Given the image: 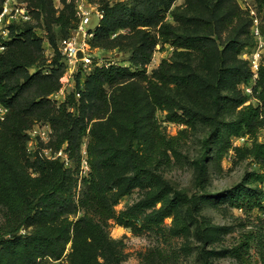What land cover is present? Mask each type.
<instances>
[{
	"label": "trees",
	"instance_id": "trees-1",
	"mask_svg": "<svg viewBox=\"0 0 264 264\" xmlns=\"http://www.w3.org/2000/svg\"><path fill=\"white\" fill-rule=\"evenodd\" d=\"M174 1L125 0L110 3L103 0L99 5L103 18L93 31L94 47L108 42L117 31L127 30L134 33L131 47L127 50L134 65L144 67L149 64L158 45L163 48L170 44L174 48L173 55L169 60H163L151 76L144 71H132L130 67L96 65L86 77L85 89L81 91L77 83L76 89L57 106L50 97L60 89L59 80L65 67L60 62L62 56L58 52L52 30L48 29L49 41L56 53L51 62V70L48 73L41 70L31 73L30 68L35 65L42 52L43 37L30 23L11 26L7 49L0 55V103L9 108V117L6 118L11 117L13 120L9 128L12 138L17 142H26L16 119H38L39 115L47 111L53 113L51 120L54 125H58L56 150L67 145L69 157L78 161V168L81 164V159L77 160L80 140L91 125L93 138L100 139V142L95 144L93 141L88 146L90 170L87 176L79 175L59 159H48L37 149L32 155L34 159L31 165L38 172L39 178L31 183L6 158L0 157L8 168L6 176L0 177V205L6 209L4 220L0 224V264L59 261L63 259L69 245L68 256L71 262L81 258L82 264H99L97 257L102 253L99 252V247L108 242L104 228L110 221L129 228L135 234L141 232L146 225L138 224V214L133 208L116 210L122 197L136 183L155 187L161 182L162 187L148 200L151 206L161 205L151 214L153 219L163 223L166 218H173V223L180 231L186 229L180 210L190 204L196 206L197 202L182 192L167 191L168 182L152 168L155 160L148 158L142 162L135 151L142 117L140 108L133 102H124L128 120L125 124L127 138L123 145L95 122L103 118L111 105L117 103L116 87H124L137 76L143 75L138 79L145 83L146 96L152 106L165 111L166 119L171 123L192 125L195 110L182 102L181 95L193 88L200 77L185 65L179 64L176 58L202 49L208 42L214 45L216 42L208 36L181 34L175 24L165 21L168 13L177 22L182 18L176 10L171 9ZM257 1L261 4L264 2ZM1 4L2 1L0 10ZM64 13L61 12L56 18V22L64 28L63 39L68 38L78 25L77 22L71 25ZM72 13V18L79 19L75 9H72ZM240 44L235 39L222 50L216 48V81L205 83L214 89L216 112L213 115L202 112L201 115L213 125L212 137L220 146L216 154L218 161L227 151L234 150L237 154L241 153L261 163L264 170V143L258 142L255 137L258 130L264 128V65L260 67L255 89V98L259 104H245L249 99L246 95L225 97V103L235 112V116L227 121L219 117V110L224 103L221 101L219 84L224 74H233L237 83L242 84L247 83L251 77L249 69L241 71L227 65L228 54L239 52ZM77 77L78 81L81 72ZM111 89L113 94L109 92ZM78 94L79 98L76 97ZM183 132L184 130L180 133ZM243 132L255 138L251 148L234 147L230 142L232 137H239ZM177 137L167 139L157 133L153 157L162 153L167 155L169 150L177 155ZM205 159L207 155L200 160L201 175L205 171ZM125 161H128L132 175L126 178L124 186L123 179L111 174V170L123 165ZM249 182V185L231 190L230 197L236 207L253 210L261 207L264 192L258 185L264 182V172L251 173ZM79 183L81 190L76 198ZM200 225H197L200 238L207 242ZM92 242H97L98 245L92 247ZM143 258L145 264H153L157 259H161L160 264H163L167 260V256L157 250L145 254Z\"/></svg>",
	"mask_w": 264,
	"mask_h": 264
},
{
	"label": "rangeland",
	"instance_id": "rangeland-1",
	"mask_svg": "<svg viewBox=\"0 0 264 264\" xmlns=\"http://www.w3.org/2000/svg\"><path fill=\"white\" fill-rule=\"evenodd\" d=\"M81 1L29 0L32 16L29 23L37 28L44 40L42 52L38 55L35 65L30 68L31 73L38 70L48 73L51 70V62L56 52L49 41L48 29L52 30L58 52L61 53V40L65 37V31L56 22V18L61 12H65L71 25L79 23L80 19L75 16L76 20L72 18V9H75ZM87 1L97 8L91 13L90 26L94 31L101 20L96 11L99 10L103 0ZM108 1L116 3L125 0ZM254 7L263 33L264 2L261 4L255 0ZM171 9L176 10L182 18L177 22L173 15L168 13L165 21L175 24L179 33L208 36L216 42L215 45L208 42L202 49L176 58L179 64L185 65L189 71L196 72L200 77L193 88L181 95L182 102L195 110L192 125L171 123L167 121L165 111L152 106L146 96L145 83L138 79L143 75L137 76L134 81L126 83L124 87H116L117 103L111 105L103 118L95 122L108 130L115 140L123 145L127 138L125 124L128 120V111L124 110V102L135 103L140 108L142 116L139 139L135 141L134 146L140 161L154 159L152 168L168 182L167 191L187 194L193 198L194 202H197V205L190 204L180 210L186 225V229L180 231L173 223V218H166L163 223H160L151 215L161 205L151 206L148 200L162 187V183L159 182V185L155 187L143 183L134 184L130 192L122 197L116 210L133 208L138 214V224L146 225L141 232L135 234L129 228L110 221L104 228L108 242L103 244V247H99V252L102 253L97 257V262L99 264H145L143 258L145 254L157 250L167 256L166 263L163 264H264V195L261 207L253 210L236 207L230 197L231 190L249 185L251 173L264 172L262 165L248 156L235 153L234 150L227 151L218 161L216 154L220 146L214 136L212 137L213 125L201 115L202 112L209 115L216 112L214 89L205 84L216 81L218 64L216 48L222 50L230 41L239 40L241 42L239 52L228 54L227 65L237 67L241 71L245 69L251 71V60L258 52L261 56L260 67L264 65V46L259 48L258 41L250 32L249 14L239 6L237 0H175ZM73 31L74 29L72 30L74 34ZM119 34L121 36L117 37ZM133 34L127 30H119L112 34L108 42L95 47L90 39L88 42L90 47L86 50L87 57L90 59L87 67L85 68L83 62L79 61L76 67L72 68V73L69 72L67 80L63 83L59 80L60 89L52 94L50 99L56 102V106L61 104L68 94L76 89L77 83L80 90H84L86 77L96 65L130 67L132 71H144L146 75L151 76L163 60H169L173 55L174 48L170 44H166L163 48L158 45L149 64L144 67L134 65L131 54L127 51L133 42ZM78 37L81 38V35ZM80 72L81 77L77 81ZM127 84L131 87L126 88ZM219 87L222 94L221 101L224 102L219 110V117L227 121L235 116V112L228 108L224 98L243 96L245 92L242 83H237V78L231 73L224 74ZM109 92L113 94V89ZM76 97L79 98V95ZM248 100L245 104L255 106L259 104L256 98H251L250 103ZM52 114L46 111L39 115L38 119H16L21 134L26 139L25 143L17 142L12 138L9 129L13 122L11 117L0 120V157L6 158L31 183L39 178V174L31 165L34 157L29 150L34 152L38 149L43 154L50 149L53 153L56 152L55 143L59 131L58 125H54L51 120ZM91 126L80 140V152L77 154V160L81 159L79 168L78 161L69 158V168L76 170L81 176H87L90 170L89 144L93 141L95 144L100 142V139L93 138ZM40 130H48L45 139L35 135ZM182 130L184 132L181 134ZM157 133L167 139L178 136L177 155L169 150L167 155L162 153L153 157ZM255 137L258 142L264 143V128L258 130ZM254 140L255 138L250 134L243 132L239 137H232L230 142L234 147L251 148ZM205 155H207L205 171L201 175L199 164ZM7 169L0 159V177L6 176ZM111 174L120 176L125 186L126 178L132 175L128 161L112 169ZM258 186L264 192V182ZM80 190L81 183L78 185L76 198L79 197ZM5 210V207L0 205V224L4 220ZM199 223L207 242L200 238L197 228ZM94 245L98 243L92 242V247ZM69 252L70 245L63 259L45 260L43 264H82L81 258L71 262ZM160 262H162L161 259H157L153 264H160Z\"/></svg>",
	"mask_w": 264,
	"mask_h": 264
},
{
	"label": "built area",
	"instance_id": "built-area-1",
	"mask_svg": "<svg viewBox=\"0 0 264 264\" xmlns=\"http://www.w3.org/2000/svg\"><path fill=\"white\" fill-rule=\"evenodd\" d=\"M1 10H0V55L3 54L7 49V42L10 40V28L14 24H24L29 23L32 20L31 12L29 9V0H1ZM239 6L249 14L250 17V32L252 36L258 41L259 48L264 46V34L261 31L260 20L256 13L255 0H237ZM97 8L89 3L87 0H82L75 7L76 15L80 19L77 27L71 32V35L68 38H65L62 41L61 46V60L60 62L64 64L66 72L63 73L60 78L63 83L67 80L69 72L72 73V68H75L79 61L83 62L84 67H87V63L90 62L86 50L89 49V40L93 37V31L91 30L92 18L91 13L95 12ZM97 15L100 19L103 18V13L100 10H97ZM39 34V31H38ZM81 35V38L78 37ZM260 53L254 55L251 60V77L247 83L242 84V88L245 92V95L249 98V103L251 98H255V89L259 79V70H260ZM84 75V71H83ZM79 95V94H78ZM9 114V108L0 103V120H5ZM49 130V129H48ZM48 130H40L38 134L35 133L38 137L45 139L48 133ZM36 137V136H32ZM32 140V138H31ZM30 148V146L28 147ZM64 145L61 149L56 150L55 153L50 149L49 151H44V154L48 159L55 160L59 159L65 164L66 167H69V154ZM30 154L32 150H29ZM232 152V150H231Z\"/></svg>",
	"mask_w": 264,
	"mask_h": 264
}]
</instances>
